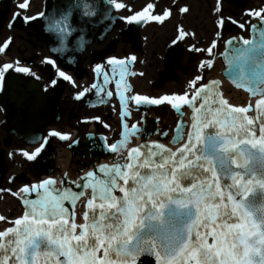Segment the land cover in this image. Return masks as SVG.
<instances>
[{
    "label": "snow or ice",
    "instance_id": "snow-or-ice-1",
    "mask_svg": "<svg viewBox=\"0 0 264 264\" xmlns=\"http://www.w3.org/2000/svg\"><path fill=\"white\" fill-rule=\"evenodd\" d=\"M113 3L117 8L123 6L116 0ZM153 7L149 4L129 19L148 16L147 9ZM262 12L254 15L264 21ZM168 15L165 11L162 16L148 18L159 21ZM244 44L251 47L241 49L238 59L244 64L251 61V66L246 71L241 65L239 78L248 91L261 96L256 101L255 119L259 123V137L254 118L246 115L250 106L229 104L215 90L217 81L199 87L193 82L190 96L187 92L161 98L134 95L131 100L137 105L167 101L177 110L189 106L193 116L187 141L175 151L158 143L154 148L159 151L149 147L147 152H142L134 147L128 151L127 163L101 165L102 177L88 171L85 175L89 183L77 186L92 190L86 202L87 211L83 213L85 223L80 225L74 219L70 221L69 216L74 217L75 213H69L64 201L74 204L77 197L84 195L83 191L58 190L53 187L56 181L52 178L25 186L24 192L42 191H37L36 199L24 200L26 211L15 219L14 227L0 231V238L13 236L7 247L0 240V264H8L10 257L12 264H40L41 257L55 258L54 264H138L144 256L154 258V264H264V118H260L264 117V28L258 41L245 40ZM109 63L120 69L119 90L125 76V62L112 58ZM206 63L212 65L211 60ZM100 67L97 65L98 71ZM17 71L29 70L18 68ZM60 76L70 79L63 71ZM125 90L126 87L119 93L121 100H125ZM135 128L133 125L132 129ZM180 128L178 124V131ZM128 136L126 131L122 141L110 145L112 151L123 147ZM42 147L24 155L32 160ZM225 180L231 183H222ZM256 188L258 205L244 199ZM117 192L122 195H116ZM233 217L238 222L229 223ZM77 227L81 229L79 234ZM209 236L212 243H208ZM100 252L102 255H98Z\"/></svg>",
    "mask_w": 264,
    "mask_h": 264
},
{
    "label": "water",
    "instance_id": "water-1",
    "mask_svg": "<svg viewBox=\"0 0 264 264\" xmlns=\"http://www.w3.org/2000/svg\"><path fill=\"white\" fill-rule=\"evenodd\" d=\"M65 9L66 10L72 9L71 11L72 18L65 17L63 14L60 21L51 22L50 23L51 26L48 28H51L53 30V29H59L61 27H66L69 24H73L74 27L77 29V31H76V35L71 38V41H72L71 46L73 47V50H75V46L77 45L78 35H79V32H81V19L79 18L78 16L79 12L77 11L79 9V6H69L68 8L60 6L58 7L57 12L63 13L66 11ZM53 13L55 14L56 12L53 10ZM89 41H93V38H88V42ZM249 47H251L250 44L245 47H242L241 49H246ZM71 54L73 56H76V53H74V51ZM239 55L240 54L238 55L233 54V55L226 56L227 61L230 62L231 64L233 63L232 67H230L233 72L240 73L241 65L244 66L246 71L251 66V61H249L248 64H244L242 60L238 59ZM226 73H227L226 74L227 76L233 79L234 76L231 74L230 71H227ZM238 77H239V74H238ZM235 83L239 84L240 83L239 79L235 80ZM33 90H30L31 92L28 93L26 89L25 90L20 89V94L18 95V97L22 99L17 101V106H15L16 112L13 115L12 119L10 120L11 131L14 133V135L19 140H22L28 144H36L39 141H41L45 127H47L50 124H54L56 121H58V115H59L58 110H57L56 97L49 99L50 103L48 106H41L40 104L41 102L38 101L37 99V94H36L37 91L35 90L33 94L32 93ZM261 118H264V117H261ZM47 119H50V121ZM183 127L184 126H182L179 131L176 130L177 139L174 141V144H177L179 141H181ZM147 135L148 134L145 132L143 136L144 139H146ZM161 139H166V136L165 135L162 136ZM104 150H105V142H103V138L97 137V136H88L85 142H81L72 148L74 155H80L82 158H85L89 154H91L90 157H93V155H95L96 161H98L101 157L104 156ZM155 151H159V150L155 149ZM54 158H55L54 148L52 147L51 143H47L45 146V151L40 156L39 161L35 162L34 165L32 166L33 173H37L40 171L44 175L51 174L53 171L52 161L54 160ZM73 166L76 169H73L70 167L71 176L76 177L78 176L77 166L75 164H73ZM2 167H3V158H2V155H0V175H1ZM233 167L235 168V166ZM102 176H103V173L98 171L97 177H102ZM222 183H231V181L225 180V181H222ZM84 184L86 183L83 180L81 185H84ZM64 188H67L66 184L62 186V189ZM85 189H86L85 187H79L78 192L84 191ZM37 191H42V190H37ZM37 191H34L32 193L31 200L37 198ZM236 198L240 199L239 196H237ZM244 199L250 200L251 203H253L254 205H258L260 203L259 189L256 188L254 190V193H250L249 196L245 197ZM66 204H68L70 208H73L76 202L73 204L71 201H64V206ZM256 214L257 213L254 212V215ZM200 230L204 231L205 229L201 228ZM11 239H13V237H11ZM12 259L13 258L10 257L8 264H12ZM54 259L55 258H52L53 262H54ZM59 259L62 260L63 257H59ZM255 259H258V257H256ZM138 264H154V258H149L147 256L141 257L140 260L138 261Z\"/></svg>",
    "mask_w": 264,
    "mask_h": 264
},
{
    "label": "rangeland",
    "instance_id": "rangeland-1",
    "mask_svg": "<svg viewBox=\"0 0 264 264\" xmlns=\"http://www.w3.org/2000/svg\"><path fill=\"white\" fill-rule=\"evenodd\" d=\"M120 42L121 43L119 45L118 51L115 54L116 56H119V57H121V56L127 54L128 52H130L129 48H126L125 44L123 43V37H121ZM207 43H208V41H207ZM128 47H130V46H128ZM38 51H39V53L44 55V51L43 50H38ZM161 65L162 64H159V66H161ZM158 71H159V69H155V71H154L155 75H154L153 79L155 78V80L157 78L156 72L158 73ZM186 77H189V71H188V73H186L184 75L181 74V76L179 77L178 82H174V83H171V84L164 85L163 86L164 91L165 92H182L184 90V83H185ZM146 79L147 80H145V82H143V81L139 82V87L141 88V90H138L139 92H148V91H144V89L147 90V85H148L149 81L151 82V81H153V79H149V78H146ZM158 94H156V95H158ZM166 113L168 114V112H166ZM164 115H165V113H164ZM164 115H163V117H164ZM17 148L23 149V147L21 145H18ZM13 149H15V148H13ZM12 152H15V150H11L9 155H8V157H7L8 176H12L13 174H15L16 171L20 168V165L24 163L23 159L18 158V159L15 160L14 158H12L11 157ZM8 179L6 181V185H9L8 184ZM17 212H18L17 210H16V212L13 211V213H11L10 217L16 216Z\"/></svg>",
    "mask_w": 264,
    "mask_h": 264
},
{
    "label": "bare ground",
    "instance_id": "bare-ground-1",
    "mask_svg": "<svg viewBox=\"0 0 264 264\" xmlns=\"http://www.w3.org/2000/svg\"><path fill=\"white\" fill-rule=\"evenodd\" d=\"M194 18H193V15H192V18L190 19V20H193ZM202 24V22H196V23H194L193 25H201ZM202 29H204V30H206L205 28H202ZM171 31H172V28H171V30H170V32H168V33H164V34H162L161 36H158V38L159 37H166V36H168L170 33H171ZM70 167L71 168H73V169H76L74 166H73V164L69 161V160H67V162L66 163H64V166H63V171L62 172H64V171H68V174H69V176H71V170H70ZM62 176H63V174H62ZM61 176V177H62Z\"/></svg>",
    "mask_w": 264,
    "mask_h": 264
},
{
    "label": "flooded vegetation",
    "instance_id": "flooded-vegetation-1",
    "mask_svg": "<svg viewBox=\"0 0 264 264\" xmlns=\"http://www.w3.org/2000/svg\"><path fill=\"white\" fill-rule=\"evenodd\" d=\"M37 7H39V4H37ZM5 30H3L2 33H4ZM1 33V34H2ZM6 69L4 68V64L2 63V61H0V73H3ZM51 76H45V83L49 84L51 82ZM3 133H5V131L3 130L2 127H0V135H2Z\"/></svg>",
    "mask_w": 264,
    "mask_h": 264
}]
</instances>
